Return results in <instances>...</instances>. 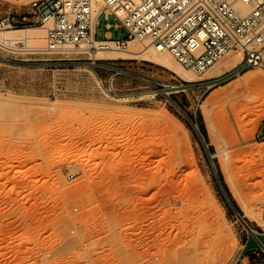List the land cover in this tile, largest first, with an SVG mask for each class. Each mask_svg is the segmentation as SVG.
<instances>
[{
    "label": "rangeland",
    "instance_id": "1",
    "mask_svg": "<svg viewBox=\"0 0 264 264\" xmlns=\"http://www.w3.org/2000/svg\"><path fill=\"white\" fill-rule=\"evenodd\" d=\"M79 52L0 51V100L17 99L0 106V264H264V68L185 81Z\"/></svg>",
    "mask_w": 264,
    "mask_h": 264
},
{
    "label": "built area",
    "instance_id": "2",
    "mask_svg": "<svg viewBox=\"0 0 264 264\" xmlns=\"http://www.w3.org/2000/svg\"><path fill=\"white\" fill-rule=\"evenodd\" d=\"M100 1L102 12L95 24L92 0H32L23 14L15 12L0 18V35L36 30L42 33V46L29 45L31 39L0 38V51L33 55L68 50L94 52L95 28L102 17L113 16L127 31V38L111 41L118 49H128L130 42L144 43L169 53L197 76H203L235 49L242 51V59L228 72L231 77L264 68V0ZM238 4L249 12L240 14ZM92 65L96 66L94 62ZM169 88L187 89L184 84ZM258 140L264 141V125Z\"/></svg>",
    "mask_w": 264,
    "mask_h": 264
},
{
    "label": "bare ground",
    "instance_id": "3",
    "mask_svg": "<svg viewBox=\"0 0 264 264\" xmlns=\"http://www.w3.org/2000/svg\"><path fill=\"white\" fill-rule=\"evenodd\" d=\"M92 1H93V12H94V15H95V24H96L97 21H98L97 18L102 12V3H101L100 0H92ZM236 8H237V11L240 14H242V15L247 14L249 12V9L246 6L242 5V4H238ZM31 31H35V30H30V31H27V32H20V31L3 32L0 35V38L1 39H16V38H20V39H23V40L31 39V40H29V42L30 41L38 42L39 45L41 46L42 38H43L42 33L38 31V33H36V35L29 36L28 32H31ZM15 34H22V35L14 36ZM94 42H95V47L97 48L94 52L89 51V50L82 51V52L88 54L91 57L90 59H92V60H101V59H106V60L141 59L143 61L152 62V63L158 64L160 66H163V67L171 70L173 73H175L176 75H178L181 79H183L185 81H193V78H194L195 74L193 72H191L190 70H187V69L183 68L167 52H162V51L159 52L156 49L148 47L144 43H141V42H130L129 45H128V49L129 50L128 49H126V50L118 49L117 47H115V44L113 42L96 41V40ZM37 45L34 46V47H40V46H37ZM67 52L70 53V52H73V50H68ZM230 54H232V55L226 56L225 57L226 59L225 58H224L225 60L223 59L224 61L223 60L220 61L219 63L214 65L210 69V71L205 73V74H207V78H211V77L216 76L218 74H223L225 71L229 70L230 67L231 68L235 67L236 66V61H238L239 59H242V51L240 49H235ZM247 75H249V74H247ZM195 76L197 77V75H195ZM245 76H244V78H245ZM198 77H201V76H198ZM249 77L247 78V76H246V78L248 80L254 82L253 77H250V79H249ZM246 78H245V80H247ZM240 79H242V78H240ZM112 80H113V78L111 79V83L110 84H112ZM242 80H244V79H242ZM98 83L100 85H102V82L99 79H98ZM243 83H245V82L243 81ZM246 83L248 84L249 81L246 82ZM110 88L113 89L112 86H110ZM15 102H17V99H14L12 97H7L6 99L4 98V100H0V104H1L0 106H2V104H6L5 106H7V104H8V106H10V104L12 105ZM5 106L3 105V107H5ZM204 113H206V112H204ZM248 118H250V117H248ZM98 143H100V142H98ZM94 144H97V141L94 142L92 144V146ZM101 146H103V144ZM94 147H95V145H94ZM96 147H97V145H96ZM96 147L94 148V150L96 149ZM94 156H95V153H93L91 151L85 157H86L87 160H91V159H94ZM139 186H141V185H138V187ZM141 187H143V186H141ZM143 188H145V187H143ZM143 188H141V189H143ZM261 188H262L261 191L256 195V202L258 204L264 202V186L261 187ZM135 191L137 193H138V191H141L140 187L138 188V190H135ZM249 212L250 211H247V209L243 210V213H244L245 217L250 216ZM253 218H254V221L260 227H262L264 229V216L262 215V212L261 213H256V215ZM172 245H171V247H173ZM176 245L177 244L175 243V246ZM175 249H177V247L176 248L173 247V250H175ZM168 251H170L169 248H168ZM176 251L179 252V250H175V252ZM180 253H181V251H180Z\"/></svg>",
    "mask_w": 264,
    "mask_h": 264
},
{
    "label": "crops",
    "instance_id": "4",
    "mask_svg": "<svg viewBox=\"0 0 264 264\" xmlns=\"http://www.w3.org/2000/svg\"><path fill=\"white\" fill-rule=\"evenodd\" d=\"M100 21H99L98 26L94 30V39L96 41H110L111 42V41H116V40H123V39L114 38V32L121 29L118 22H116L115 24H110V23L105 24V31L104 33L100 34L98 30ZM94 69L98 72V75L100 77L104 78L105 80H110L111 75L109 74L112 73L113 72L112 70L115 68L101 64V65H96Z\"/></svg>",
    "mask_w": 264,
    "mask_h": 264
}]
</instances>
